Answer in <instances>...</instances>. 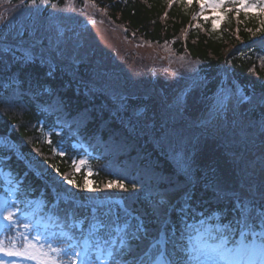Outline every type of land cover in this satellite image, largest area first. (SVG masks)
Instances as JSON below:
<instances>
[{
    "label": "trees",
    "instance_id": "16d2710c",
    "mask_svg": "<svg viewBox=\"0 0 264 264\" xmlns=\"http://www.w3.org/2000/svg\"><path fill=\"white\" fill-rule=\"evenodd\" d=\"M57 1L59 5L66 2ZM83 1L92 5L97 16L104 15L129 34L168 44L177 56L197 62L204 95L214 94L227 78L242 87L253 106L264 107V12L259 10L264 2L244 0L257 6L246 12L241 0H225L215 14L204 18L198 0L191 5L186 0ZM83 1L79 0L81 6ZM51 58L54 67L39 55L31 58L14 46L0 45V197L6 194L8 208L19 221L4 231L0 242L5 248L20 250L23 245L24 250L34 243L46 250L53 241L67 248L59 234L26 230L24 223L30 222L19 216L21 207L69 218L75 228L89 223L92 231L97 221H104L109 227L91 236L100 244L99 252L90 254L93 260L103 259L108 250L115 259L122 254L138 258L149 249L161 220L167 219L170 247L176 261L184 264L187 256L182 246L189 224L199 217L228 224L240 215L245 200L216 191L196 166L178 171L152 139L140 133L142 126L133 124L130 108L142 98H128L120 107L107 92L85 91L79 77L71 76L58 56ZM29 154L47 163L48 175L36 172ZM80 160L85 163L77 171ZM54 172L59 179L51 182ZM65 177L73 180L74 191L57 198ZM88 180L99 200L117 199L122 204L91 206L86 197ZM109 181L125 187H108ZM256 189L246 192L250 203H245L255 210L264 206V185ZM174 193L184 196L173 209L158 204L161 196ZM122 239L131 244L129 253L120 247ZM204 253V264H222ZM36 260L41 264L39 257Z\"/></svg>",
    "mask_w": 264,
    "mask_h": 264
},
{
    "label": "rangeland",
    "instance_id": "374dc122",
    "mask_svg": "<svg viewBox=\"0 0 264 264\" xmlns=\"http://www.w3.org/2000/svg\"><path fill=\"white\" fill-rule=\"evenodd\" d=\"M30 1L17 8L15 0H0V45L14 46L31 58L39 55L51 67V56H58L85 91L107 92L120 107L128 97L141 96L130 108L133 124L142 126L140 133L150 137L178 171L196 166L216 191L239 196L264 185V107L244 101L247 95L237 82L224 78L213 95H204L197 62L177 56L170 45L132 37L104 15L93 16L87 1L82 0L83 6L79 0L62 5L57 0ZM203 14L210 17L215 11L205 7ZM29 161L39 174L48 175L46 162L33 155ZM50 176L51 182L59 179L56 172ZM62 183L70 195L74 183ZM85 186L89 203L100 201L90 180ZM179 197L168 194L157 202L170 206ZM211 232L209 227L197 235L195 252ZM259 237L243 250L241 244L225 245L224 238L218 244L227 250L226 260L232 251L233 259L240 251L243 264L254 254L252 262H259ZM211 243L215 248V241Z\"/></svg>",
    "mask_w": 264,
    "mask_h": 264
},
{
    "label": "snow or ice",
    "instance_id": "6c2138e0",
    "mask_svg": "<svg viewBox=\"0 0 264 264\" xmlns=\"http://www.w3.org/2000/svg\"><path fill=\"white\" fill-rule=\"evenodd\" d=\"M43 3H48V0H42ZM188 5H191L192 0H186ZM198 2L201 5L202 10L205 8V0H198ZM225 0H209L207 2V8H211L213 11L221 8L224 4ZM33 4H36V0H32ZM241 6L243 9L247 12L250 10H255L256 5H247L244 0H241ZM261 12H264V4L261 5L260 9ZM195 19V17H194ZM217 22H214L213 26H216ZM259 31V29H258ZM62 154V153H61ZM81 165L85 163L84 160H80L79 162ZM77 171L80 169L77 168ZM58 171V170H57ZM91 174V173H89ZM68 184H73V180L67 179ZM118 186L120 188H124L125 185L118 183V181H109L108 187L112 186ZM240 216H241V222L244 223L245 227L248 226L249 223H251L253 226L256 225L257 221L260 225L264 226V206H261V209L257 212L255 209H253L251 206L241 204L240 205ZM0 216L6 221H8V227L12 228L16 226L19 221L15 219V213L14 211L10 210L9 208L5 207L3 209H0ZM30 225L28 223H24V228L27 230L29 229ZM93 231H90L89 236H94L101 230L109 227L108 224H106L104 221H97L96 224L93 226ZM139 231V229H138ZM261 240L259 244V252L262 258H264V231H261L260 233ZM25 239H28L29 237L27 234L24 236ZM89 240L84 241V247L80 251H76L71 244L68 245V248L62 247L61 243L58 241H53L47 243L46 250L37 248V246L34 243H29L27 247L24 248L23 251L15 249L13 247L12 249H8L4 247V244L0 242V252H3L5 255L8 256H15V255H25L28 256V258L36 259L40 258L41 264H64V258H67L69 256L74 257L73 260L69 261V264H119V261L115 260L113 256V252L111 250L107 251V256L103 259L100 258V256H97L96 260H93L90 257L89 254ZM166 245V240L163 242ZM161 241L157 240L154 244L150 245L152 249L157 251L159 255L157 256L155 261L144 260L141 259L138 261V264H179L178 261H174L168 258L166 247H160ZM126 242L122 239L120 243L121 248H125ZM248 243L241 242V248L247 249ZM69 248L72 249L71 252H69ZM212 252L215 253V255L220 260H226V252L227 250L224 247H215L212 249ZM52 253L55 255L53 256ZM205 253L203 251L200 252V255H204ZM146 256H149L150 254L148 252L145 253ZM193 261H196L197 264H204L203 261L200 260L199 256L195 253H189L187 255V259L185 260L184 264H192ZM227 264V262H226Z\"/></svg>",
    "mask_w": 264,
    "mask_h": 264
},
{
    "label": "water",
    "instance_id": "95a60500",
    "mask_svg": "<svg viewBox=\"0 0 264 264\" xmlns=\"http://www.w3.org/2000/svg\"><path fill=\"white\" fill-rule=\"evenodd\" d=\"M80 44H81L80 42H76V43H75L76 46H79Z\"/></svg>",
    "mask_w": 264,
    "mask_h": 264
}]
</instances>
